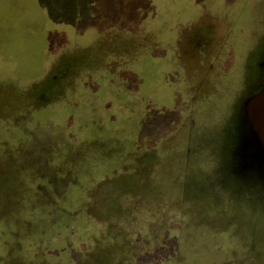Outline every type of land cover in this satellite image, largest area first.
Masks as SVG:
<instances>
[{
	"label": "rangeland",
	"instance_id": "374dc122",
	"mask_svg": "<svg viewBox=\"0 0 264 264\" xmlns=\"http://www.w3.org/2000/svg\"><path fill=\"white\" fill-rule=\"evenodd\" d=\"M263 86L264 0H0V264H264Z\"/></svg>",
	"mask_w": 264,
	"mask_h": 264
},
{
	"label": "water",
	"instance_id": "95a60500",
	"mask_svg": "<svg viewBox=\"0 0 264 264\" xmlns=\"http://www.w3.org/2000/svg\"><path fill=\"white\" fill-rule=\"evenodd\" d=\"M244 108L246 123L256 138L257 150H253L254 158L261 170H264V86L247 99Z\"/></svg>",
	"mask_w": 264,
	"mask_h": 264
}]
</instances>
